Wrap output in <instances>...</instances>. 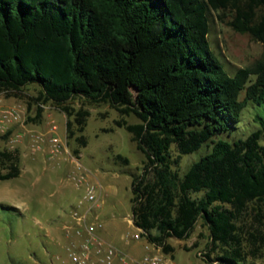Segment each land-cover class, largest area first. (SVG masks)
Here are the masks:
<instances>
[{
  "label": "trees",
  "instance_id": "16d2710c",
  "mask_svg": "<svg viewBox=\"0 0 264 264\" xmlns=\"http://www.w3.org/2000/svg\"><path fill=\"white\" fill-rule=\"evenodd\" d=\"M212 10H231L233 30L264 45V0H0V92L36 86L35 121L48 104L66 113L77 155L91 112L73 101L136 115L119 122L147 157L132 184L135 225L170 254L169 240L202 221L210 264H250L264 248V55L230 76L210 49ZM249 102L263 107L259 129L223 138ZM9 137L0 134L3 181L22 174L20 150L1 147ZM208 142L182 175L183 157Z\"/></svg>",
  "mask_w": 264,
  "mask_h": 264
},
{
  "label": "rangeland",
  "instance_id": "374dc122",
  "mask_svg": "<svg viewBox=\"0 0 264 264\" xmlns=\"http://www.w3.org/2000/svg\"><path fill=\"white\" fill-rule=\"evenodd\" d=\"M232 19L231 10H212L209 33L210 49L230 76L264 55L263 43L248 34L235 32L230 25ZM20 95L9 96L6 92H0V134L10 135L8 140L1 142V147L20 150L22 166L27 167L32 162L38 164L43 169L39 171L41 174L44 172L42 176L47 172L46 166L63 164L66 167L57 177L58 184L45 194L48 204H53L51 215L40 214L43 211L38 210L36 202L27 198L19 188L25 180L23 177L7 181L0 179V264H75L68 251L69 244L64 248L57 247L53 245L51 237L46 235L47 231L63 225L62 222L53 221L55 216L64 212L65 217L69 218L73 209L79 207L85 198L86 187L78 185L73 178L76 173H81L80 165L85 170L84 174L89 173L87 179L90 182L116 187V193L113 190L102 191L101 204H107L110 215H117L121 223L120 236L123 243L138 242L132 238L138 231L127 218L133 214L132 183L142 173L147 157L133 140V134L121 127L119 122L138 124L141 120L136 115L124 116L110 104H95L83 99L73 101L72 106L77 110L83 108L91 112L84 132L89 144L80 149L81 152L77 155L75 151L81 147L76 138H69L68 115L55 105L48 104L45 106L43 120L35 121L40 106L36 101L39 97L38 88L31 86ZM244 97L245 90L241 92L240 99ZM6 112H14L20 120L8 121L5 118ZM262 113V106L249 102L235 128H230L229 134H225L223 138L231 141L245 139L259 129L256 115ZM54 124L59 126L58 135L64 144L62 154L55 157L51 154ZM211 147L212 143L208 142L201 150L185 155L181 163L182 175L200 161ZM119 155L124 159H118ZM174 155L179 156L177 147H174ZM2 172L5 173L0 170V174ZM26 172V182L33 188L36 175L27 170ZM67 194L71 196L70 200L67 199ZM17 203L23 208L22 214L25 216L17 211ZM169 242L174 246L175 252H163L171 264H210L204 257L209 253V231L202 221L186 240L172 238ZM196 244L199 247H194ZM217 256L218 252L211 254L213 260ZM247 263L264 264V248L257 259L250 257Z\"/></svg>",
  "mask_w": 264,
  "mask_h": 264
},
{
  "label": "built area",
  "instance_id": "2783aa9c",
  "mask_svg": "<svg viewBox=\"0 0 264 264\" xmlns=\"http://www.w3.org/2000/svg\"><path fill=\"white\" fill-rule=\"evenodd\" d=\"M8 121H19V116L14 112H6ZM59 126L53 125L51 138V154H62L64 144L58 135ZM81 173H76L73 178L78 185L86 187V195L79 207H75L71 213L72 221L65 224V230L71 242L68 251L75 264H117L121 260L123 264H171L163 249L151 243L144 234V230L138 228V233L132 235L136 241L147 240L148 253L141 259L132 258L121 252L115 245L106 241L100 232L105 228V222L99 216L103 187L87 179L88 172L79 166ZM92 173V172H91Z\"/></svg>",
  "mask_w": 264,
  "mask_h": 264
},
{
  "label": "crops",
  "instance_id": "0c3cea01",
  "mask_svg": "<svg viewBox=\"0 0 264 264\" xmlns=\"http://www.w3.org/2000/svg\"><path fill=\"white\" fill-rule=\"evenodd\" d=\"M27 167L22 166V174L20 177H23L25 180H23L21 182V184H23V185L22 186L20 185L19 188H21V190L23 191V193L26 195L27 198L28 197L30 199L32 198L31 200L32 201L34 200V202H36L38 210L43 211V212H40V214L46 213L45 215H47L48 213H50V215H51L53 204H48V202L46 200L47 197H45V194L48 192V190L51 187L56 186L58 184L57 177L64 171L66 165L54 164L52 166L51 165L46 166L45 170H47V172H45V175H43V176H42V174L44 172L42 174L39 172L42 169V167L40 165L34 164L32 162ZM26 170L30 171L33 175H36V181H35V184H33V188L31 186H29L28 183L26 182V180H27L25 178V174L27 173ZM59 171H60V173H59ZM100 185L103 187V190H105V189L108 191L113 190L114 193H116V191H117L116 187H114L112 185H110V186H106V185L104 186L103 184H100ZM132 198H131V202H132ZM67 199L68 200L71 199V196H69L68 194H67ZM106 206H107V204H105V206H104V204L101 205L99 208V211H98L99 216L105 222V228L100 232V235L106 241L115 245L121 252L130 255L132 258H135V259L143 258L148 253L147 240L145 239L142 241H138V242H135L134 244L131 243V241L127 242V243H123L124 240L120 236L121 223L117 219L116 214H113V215L109 214ZM22 209L23 208H21L20 204L17 203V211L21 215H23ZM23 216H25V215H23ZM127 219H129V222L131 223V225L136 227V229L138 231V227L134 223V215L132 214V216L128 217ZM53 221L54 222H62L63 225L54 227V229L47 231L46 236L51 237V241L53 242V245H55V246L57 245V247H61V248L63 247L64 248V246H66L67 244H70V242H71V239L68 238V236H67V232L65 230V224L71 222L72 217H71V215H69V218H68V216L66 218L65 213L63 212V214L58 215L57 217L55 216L53 218ZM53 264H55V263H53ZM117 264H123V262L121 260H118Z\"/></svg>",
  "mask_w": 264,
  "mask_h": 264
}]
</instances>
